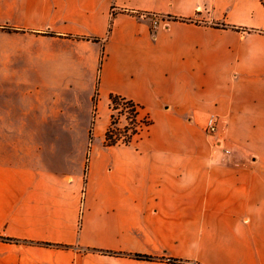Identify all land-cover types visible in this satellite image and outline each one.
I'll list each match as a JSON object with an SVG mask.
<instances>
[{
    "label": "crops",
    "instance_id": "1",
    "mask_svg": "<svg viewBox=\"0 0 264 264\" xmlns=\"http://www.w3.org/2000/svg\"><path fill=\"white\" fill-rule=\"evenodd\" d=\"M0 264H264V0H0Z\"/></svg>",
    "mask_w": 264,
    "mask_h": 264
},
{
    "label": "trees",
    "instance_id": "2",
    "mask_svg": "<svg viewBox=\"0 0 264 264\" xmlns=\"http://www.w3.org/2000/svg\"><path fill=\"white\" fill-rule=\"evenodd\" d=\"M116 12H112V20L110 22V28L109 31H111L112 25H113V19L116 16ZM174 20L176 21H183V22H188V20L185 19H178V18H174ZM226 27V26H224ZM9 31H12V29H7ZM249 32H253V30H248ZM94 41L96 39H93ZM98 101V92L96 91L95 96H94V105L97 104ZM110 107L112 110V115H111V121H110V125L108 127V130L106 132V136H105V145L110 147V146H116V145H120V144H124V145H129L135 136L139 135V130L137 129L138 127V118L141 115L140 112V107L135 104L134 102L123 98L121 96L118 95H114L112 94L110 96ZM117 111V115H115V112ZM126 115V119L131 121V125L132 127H125L123 128V133H125V139L123 142L120 141V128H117L118 123H119V118L121 116ZM148 118V123H147V127H149L150 125V118L148 116H146ZM130 134H127L129 133ZM91 138H92V134H91ZM4 240L7 241H12L10 239H6L3 238ZM56 247H62V248H67V246H62V245H55ZM131 257L138 259V260H147V261H155V260H160V259H156L150 256H146V255H140V254H133L130 255ZM174 262H182V261H175ZM183 263V262H182Z\"/></svg>",
    "mask_w": 264,
    "mask_h": 264
},
{
    "label": "built area",
    "instance_id": "3",
    "mask_svg": "<svg viewBox=\"0 0 264 264\" xmlns=\"http://www.w3.org/2000/svg\"><path fill=\"white\" fill-rule=\"evenodd\" d=\"M141 17H145V18H151L152 19V29L155 30L157 29L158 27L160 26H164L167 24V20L160 16V15H155V14H146V13H140L139 14ZM125 119H126V115H124ZM126 121L128 122V126L127 127H132V125L130 124L131 121L130 120H127ZM147 123H148V118L147 117H143L142 115L139 116L138 118V127L137 129L139 130V132H143L144 130H146L148 127H147ZM205 131H206V134L209 136V137H215L217 135V131H218V118L217 116L215 115H211L207 121V124H206V128H205ZM139 133V134H140ZM127 134H130V131L129 133ZM125 139V137H124ZM121 140V141H124Z\"/></svg>",
    "mask_w": 264,
    "mask_h": 264
},
{
    "label": "rangeland",
    "instance_id": "4",
    "mask_svg": "<svg viewBox=\"0 0 264 264\" xmlns=\"http://www.w3.org/2000/svg\"><path fill=\"white\" fill-rule=\"evenodd\" d=\"M166 20H167V18H165ZM141 112V111H140ZM118 113H117V111L115 112V115L116 116H118L117 115ZM143 117H146V116H143ZM126 126H128V122L126 121V119H125V117L124 116H121L120 118H119V123H118V126H117V128H120V130H121V132L119 133L120 134V141L121 140H123L124 139V137H125V133H123V128H125ZM145 131V130H144ZM142 133V132H141ZM140 133V134H141ZM121 142H123V141H121Z\"/></svg>",
    "mask_w": 264,
    "mask_h": 264
}]
</instances>
